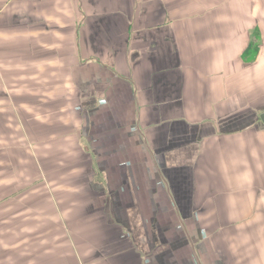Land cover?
I'll return each mask as SVG.
<instances>
[{
    "label": "crops",
    "instance_id": "crops-1",
    "mask_svg": "<svg viewBox=\"0 0 264 264\" xmlns=\"http://www.w3.org/2000/svg\"><path fill=\"white\" fill-rule=\"evenodd\" d=\"M263 115L264 0H0V264H264Z\"/></svg>",
    "mask_w": 264,
    "mask_h": 264
},
{
    "label": "rangeland",
    "instance_id": "rangeland-1",
    "mask_svg": "<svg viewBox=\"0 0 264 264\" xmlns=\"http://www.w3.org/2000/svg\"><path fill=\"white\" fill-rule=\"evenodd\" d=\"M36 192H39V191L36 190ZM61 194H62V192L60 193V195ZM14 208L15 207H13L12 209H10L9 211H13ZM17 210L20 211L19 208H17ZM37 220L39 221V224L36 223V227L37 228H34V223H32V221L29 220L27 222H24L23 225L19 227V229H21V227L22 228H25V233H30L31 231L40 232V235H41V239L40 240L42 241V240H44V237L47 236V235L44 236L45 235V232L44 231L48 229V224L43 223V221L40 220V219H37ZM20 235L22 236V234H20ZM25 240H27V239L25 238Z\"/></svg>",
    "mask_w": 264,
    "mask_h": 264
},
{
    "label": "water",
    "instance_id": "water-1",
    "mask_svg": "<svg viewBox=\"0 0 264 264\" xmlns=\"http://www.w3.org/2000/svg\"><path fill=\"white\" fill-rule=\"evenodd\" d=\"M263 122H264V115L262 116Z\"/></svg>",
    "mask_w": 264,
    "mask_h": 264
}]
</instances>
